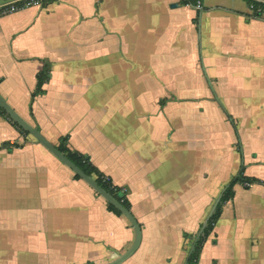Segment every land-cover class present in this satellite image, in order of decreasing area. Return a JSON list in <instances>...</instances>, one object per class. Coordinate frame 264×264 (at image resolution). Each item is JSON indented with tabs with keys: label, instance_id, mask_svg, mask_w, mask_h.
<instances>
[{
	"label": "crops",
	"instance_id": "0c3cea01",
	"mask_svg": "<svg viewBox=\"0 0 264 264\" xmlns=\"http://www.w3.org/2000/svg\"><path fill=\"white\" fill-rule=\"evenodd\" d=\"M188 1L0 0V96L127 189L142 237L123 264H187L234 177L264 184V14ZM204 71L216 94L248 97L247 121L228 120ZM74 176L0 115V264H109L132 247L130 222ZM198 264H264V185L233 187Z\"/></svg>",
	"mask_w": 264,
	"mask_h": 264
},
{
	"label": "trees",
	"instance_id": "16d2710c",
	"mask_svg": "<svg viewBox=\"0 0 264 264\" xmlns=\"http://www.w3.org/2000/svg\"><path fill=\"white\" fill-rule=\"evenodd\" d=\"M251 8L254 11L255 17H260L262 14H264V5L255 3V2H247ZM188 4L192 6L197 5V0H189ZM48 71L45 69L43 72H41L37 78L38 84L37 89L35 91V96L38 94L43 93L41 88L43 84H45L48 81ZM0 115L5 117L8 121H10L15 128L19 130L20 133L23 135H28L23 129L19 128L5 113V111L0 108ZM67 138H62L60 140L59 145L56 147L60 153H62L73 165L78 167L85 175L92 178L99 187H101L106 193L111 195L114 199H116L126 210L130 212V204L127 200V197L124 193L121 192L120 189L117 187H113L112 184L106 180H104L103 175L89 162V159L81 154L73 153L67 148ZM7 144H3L1 148H7ZM75 179L81 180L77 175L74 176ZM241 183L248 188L250 185L253 184H261L264 185L254 179H246L243 177V169L239 172L238 176L228 185V188L226 191L221 195V198L218 202V204L215 207L214 212L210 216V218L207 220L206 225L204 226L198 240L194 244L193 250L189 255L187 264H198L201 249L203 247V244L205 243L206 239L210 236V234L213 232L214 226L217 223L220 215H221V208L222 206L230 201L233 198V187L237 184ZM98 195V194H97ZM99 196V195H98ZM107 210L117 216H122V214L116 210L113 206L107 203Z\"/></svg>",
	"mask_w": 264,
	"mask_h": 264
},
{
	"label": "water",
	"instance_id": "95a60500",
	"mask_svg": "<svg viewBox=\"0 0 264 264\" xmlns=\"http://www.w3.org/2000/svg\"><path fill=\"white\" fill-rule=\"evenodd\" d=\"M249 2H255L264 5V0H246ZM177 5H172V8H176ZM203 65V64H202ZM203 67V66H202ZM204 75L207 81L208 86L210 87V90L213 94V98L215 101L219 104L221 109L224 111L225 115L227 116L228 120L233 124L232 118L229 116V114L225 111L223 105L221 104L217 94L215 93L210 80L208 79L205 71ZM0 107L5 111V113L9 116V118L17 124L21 129H23L25 132H27L29 135H31L39 144H41L45 149H47L52 155H54L63 165H65L68 169H70L75 175H77L82 181H84L90 188L95 191L101 198H103L108 204L113 206L116 210H118L131 224V226L134 229L135 232V241L132 245V247L123 255H121L118 259L115 261L109 263V264H123L126 262L139 248V245L141 243V228L131 212L126 210L116 199H114L111 195L106 193L101 187L98 186V184L89 176L85 175L78 167L73 165L62 153L59 152V150L53 146L51 143H49L39 132L36 128L29 125L27 122H25L23 119H21L12 109L11 107L3 100V98L0 96ZM236 131V129H235ZM237 134V131H236ZM238 135V134H237ZM238 142L240 143V139L238 137ZM228 188V187H226ZM225 188V189H226ZM223 190V192L225 191ZM221 193V195L223 194ZM221 195L217 199L211 214L209 215L208 219L212 215V213L215 210L216 205L218 204ZM206 225V223H205ZM202 228H204V226ZM203 229H201L202 232Z\"/></svg>",
	"mask_w": 264,
	"mask_h": 264
},
{
	"label": "rangeland",
	"instance_id": "374dc122",
	"mask_svg": "<svg viewBox=\"0 0 264 264\" xmlns=\"http://www.w3.org/2000/svg\"><path fill=\"white\" fill-rule=\"evenodd\" d=\"M248 82V84H249V81H247ZM228 86H230V87H232L233 85H232V83H231V85H228ZM217 96H218V98H219V100H220V102L222 103V100H223V103H222V105H226L227 107H228V109H229V115L231 116V118L233 117V119H234V115H237L238 116V120H240L241 119V121H244V120H246L247 121V117H248V112L247 111H241L242 109L244 110V106H242L241 104H242V101L243 100H241V99H244V98H248V97H245V96H241V97H234L233 95H218L217 94ZM210 97V99H213L214 100V98H213V96H209ZM241 100V101H240ZM236 101H240V103H239V106L237 107L236 106ZM237 108V111L235 110ZM232 119V120H233ZM238 129V128H237ZM230 132H231V130H229ZM239 131V130H238ZM242 134H243V129H242ZM240 135V134H239ZM232 137L233 138H235V133H234V131H233V134H232ZM240 139H241V135H240ZM242 140V139H241ZM226 142H227V138H226ZM235 144H233L232 146L233 147H235V149H238L239 147H238V144H237V141H235L234 142ZM241 142H240V147H241ZM102 174V173H101ZM239 174V173H238ZM238 174L234 177V178H236L237 176H238ZM103 175V174H102ZM103 177H104V180H106V181H108V182H110L111 184H112V186L113 187H116V186H114L113 185V183H112V181H111V179L109 178V177H106L105 175H103ZM233 178V179H234ZM232 182V181H231ZM244 185V184H243ZM227 187H228V185H227ZM118 189H120L121 190V192H124V194L126 195V197H127V189H124V188H120V187H117ZM227 189V188H226ZM226 189H225V191H226ZM224 190V189H223ZM224 191V192H225ZM223 192V193H224ZM222 193V192H221ZM221 193H220V195H221ZM219 195V196H220ZM219 198V197H218ZM217 198V199H218ZM217 199L215 200V202L217 201ZM214 202V203H215Z\"/></svg>",
	"mask_w": 264,
	"mask_h": 264
},
{
	"label": "built area",
	"instance_id": "2783aa9c",
	"mask_svg": "<svg viewBox=\"0 0 264 264\" xmlns=\"http://www.w3.org/2000/svg\"><path fill=\"white\" fill-rule=\"evenodd\" d=\"M3 1L4 4L7 6L8 10L10 12H14L28 7L40 6L46 0H3ZM197 7L199 8L200 4H198ZM245 186L248 185L246 184Z\"/></svg>",
	"mask_w": 264,
	"mask_h": 264
}]
</instances>
